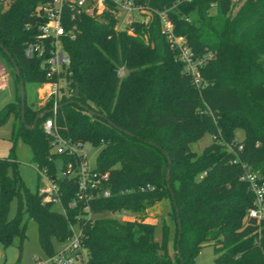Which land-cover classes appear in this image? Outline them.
Wrapping results in <instances>:
<instances>
[{
  "label": "trees",
  "instance_id": "1",
  "mask_svg": "<svg viewBox=\"0 0 264 264\" xmlns=\"http://www.w3.org/2000/svg\"><path fill=\"white\" fill-rule=\"evenodd\" d=\"M46 1L0 0V57L14 82V101L2 116L14 115L12 141L20 137L30 147L38 179L44 171L57 182L64 212L25 186L12 146L7 157H0V242L7 246L15 237L24 238L26 213L37 224L45 255L54 254L53 240L66 241L76 225L89 264H193L208 242L216 264H264V228L257 242L255 221L246 218L253 195L239 180L244 166L264 178V0H242L233 14L231 0L149 1L153 10L171 7L175 34L183 35L195 53L214 54L200 69L207 82L201 90L183 72L156 14L126 29H117L116 16L108 11L82 15L75 20V35L63 38L69 56L64 79L71 92L62 94L55 113L47 116L71 143L99 147L96 169L108 172L111 194L90 201L89 210L141 214L133 220L87 218L83 205L70 206L76 185L71 178L56 177L55 162L67 158L52 152L43 129L47 116L32 129L25 126L53 106L52 99L39 106L37 88L47 80L41 58L24 53L38 34L40 6ZM204 134L215 138L200 153L191 150L190 143ZM14 199L16 211L8 218ZM158 202L168 205L167 218H159L161 241L154 237L158 222L144 217Z\"/></svg>",
  "mask_w": 264,
  "mask_h": 264
},
{
  "label": "built area",
  "instance_id": "2",
  "mask_svg": "<svg viewBox=\"0 0 264 264\" xmlns=\"http://www.w3.org/2000/svg\"><path fill=\"white\" fill-rule=\"evenodd\" d=\"M150 0H48L40 6L43 21L38 25V34L35 39L26 43L24 48L25 56L41 58L45 66L47 80L37 88L43 106L48 100H53L51 107L55 113L57 101L60 96L69 95L71 92L70 82L64 79L69 64V56L63 49V38H72L77 30L75 20L82 15L96 16L104 11L113 13L116 22L125 14L127 26L117 29H126L134 21L148 22L153 14L160 19L161 31L164 34L170 48L175 53V58L183 65V72L187 74L194 86L201 90L207 86V82L201 77L200 69L214 58L212 52L206 51L197 54L190 47L183 35H176L174 25L169 16L171 7L162 10H153L149 7ZM242 0H231V2ZM216 3L210 5L214 8ZM140 18H133V14ZM189 21V18H185ZM131 32V29H128ZM124 71L119 70V76ZM6 76L0 75V90L7 85ZM43 129L50 136L52 152L64 155L67 159L59 160L61 163L60 177L71 178L76 185L75 196L70 201V206L83 205L87 218H93L95 213L89 210V202L110 196L108 172H100L96 169L95 162L91 164L88 156V143H71L63 138L55 128L54 119L47 116L43 121ZM215 136H211V139ZM91 146V145H90ZM228 148L232 149L230 145ZM242 145H238L241 149ZM243 173L239 176L241 182H245L253 195L252 203L246 210V218L255 221L257 226V242H260V233L264 228V178L252 172L244 166ZM40 176L46 177L48 183L38 190L42 195V202L59 204L61 203V192L57 182H54L44 171ZM57 177V175H56ZM59 178V177H58ZM122 213H126L125 210ZM97 215V214H96ZM76 226V225H75ZM72 234L66 240L68 245L55 251L52 255H45L44 258L36 257L35 264H89L86 249L81 241V230L74 225L71 226Z\"/></svg>",
  "mask_w": 264,
  "mask_h": 264
},
{
  "label": "rangeland",
  "instance_id": "3",
  "mask_svg": "<svg viewBox=\"0 0 264 264\" xmlns=\"http://www.w3.org/2000/svg\"><path fill=\"white\" fill-rule=\"evenodd\" d=\"M240 5V2H234L231 13L233 14L235 10ZM133 18H140L137 14L132 15ZM127 26L125 19V14H123L117 22L118 28H124ZM0 64L4 66L7 73V87L0 91V157H7L11 152L12 146L13 155L18 163V169L20 176L25 184V186L30 190V192L35 193L37 190L42 188L45 183H48L47 178L40 176L38 179V173L31 162V150L30 147L19 137L12 141V123L14 121V115L11 113L7 117H3L5 106L14 101V82L12 77V71L7 66L5 60L0 57ZM124 74V73H123ZM39 99V104L43 102L40 98V94L37 92ZM41 105V104H40ZM39 105V106H40ZM236 140L242 138V132L239 131ZM211 142V136L209 134H204L200 139L190 143L189 147L191 150L200 153L202 149ZM86 144V143H85ZM88 148V156L90 158L91 164L95 162L96 155L99 151V147H93L86 145ZM55 172L57 177L61 174V163L59 160L55 162ZM57 212H62V207L59 204L52 206ZM168 210L167 203L158 202L153 207L148 208L144 212L145 219L150 221H157V226L154 230V237L157 241L162 239L161 230V220L162 216L166 217V211ZM16 211V200H12L9 206L8 218H12ZM165 213V214H164ZM141 214L127 210L126 213L122 211L117 212H104L100 214L93 215L95 217H114L119 220H133L134 218H139ZM167 218V217H166ZM22 222L25 224L24 238L20 240L15 237L10 245L4 246L0 242V264H35L36 257L44 258L45 254L40 247L37 234V224L36 222L29 218L26 213L23 214ZM169 223V222H168ZM170 224V223H169ZM75 229L76 226L74 225ZM169 236H172V227L169 226ZM68 245V241L58 242L53 240V248L55 251L62 249ZM172 254V251H171ZM216 252L214 246L211 243H204L201 247L199 254L196 256L193 264H216L215 257Z\"/></svg>",
  "mask_w": 264,
  "mask_h": 264
},
{
  "label": "water",
  "instance_id": "4",
  "mask_svg": "<svg viewBox=\"0 0 264 264\" xmlns=\"http://www.w3.org/2000/svg\"><path fill=\"white\" fill-rule=\"evenodd\" d=\"M3 51H4V53L8 56V58L10 59V62L12 63V65H13V68H14V70H15V73H16V75L19 77V70H18V67H17V65L15 64V62H14V60L11 58V56H10V54H9V52L7 51V50H5L4 48H3ZM77 92H78V85L76 84L75 85V90H74V95H77ZM19 94H20V111H21V119L23 120V109H24V99H25V91H24V86H23V83H22V81L20 80L19 81ZM84 110H86V111H88L90 114H97L98 116L100 115V114H98V113H95L94 111H92L91 109H89L87 106H85V105H80ZM52 111V109L50 108V109H48V110H46V111H43V112H41L40 114H38L36 117H35V119H34V121H33V124L31 125V126H28V125H25L27 128H30V129H32L34 126H35V124H36V122H37V120L38 119H41V118H45L50 112ZM168 179H169V170H167V172H166V181L168 182ZM178 228H179V231H180V222L178 221ZM178 239H179V234H178V237H177ZM177 252H178V254H179V249H178V246H177Z\"/></svg>",
  "mask_w": 264,
  "mask_h": 264
},
{
  "label": "crops",
  "instance_id": "5",
  "mask_svg": "<svg viewBox=\"0 0 264 264\" xmlns=\"http://www.w3.org/2000/svg\"><path fill=\"white\" fill-rule=\"evenodd\" d=\"M3 74L6 76V79H7V73H6L5 69H4V66L0 64V75H3ZM6 85H7V84H6ZM6 87H7V86H6ZM6 87H5V88H6ZM5 88H4V89H5ZM0 91H1V90H0ZM146 220H147V221H150V220H148V219H146ZM150 222H153V221H150ZM154 222H156V221H154Z\"/></svg>",
  "mask_w": 264,
  "mask_h": 264
}]
</instances>
